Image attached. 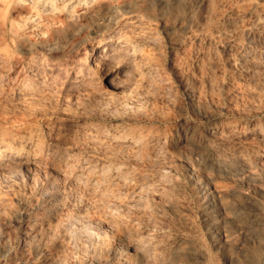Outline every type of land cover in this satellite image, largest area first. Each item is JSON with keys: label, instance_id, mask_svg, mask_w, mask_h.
Instances as JSON below:
<instances>
[{"label": "rangeland", "instance_id": "1", "mask_svg": "<svg viewBox=\"0 0 264 264\" xmlns=\"http://www.w3.org/2000/svg\"><path fill=\"white\" fill-rule=\"evenodd\" d=\"M100 1L97 11L73 19L59 14L60 0L54 13L39 8L41 27L23 35L16 34L20 15L0 11V264H163L168 246L203 234L190 164L181 157L186 150L173 138L186 126L264 125V44L249 38L245 60L233 63L238 52L225 38L200 33L215 29L216 15L236 0H214L199 11L196 36L177 48L166 30L177 18V0ZM125 35L143 50L134 62L145 80L134 74L133 59L102 58L104 42ZM86 61L96 73L93 85L81 81ZM204 113L218 116L211 121ZM30 135L39 141L35 155V145L20 142ZM115 137H142L144 152ZM262 151L258 143L242 149L234 166L255 171ZM59 155L102 176L100 189L59 171ZM213 184L233 188L225 179ZM172 204L186 210L188 223ZM122 229L137 238L152 233L159 256L134 260V249L119 239Z\"/></svg>", "mask_w": 264, "mask_h": 264}, {"label": "bare ground", "instance_id": "2", "mask_svg": "<svg viewBox=\"0 0 264 264\" xmlns=\"http://www.w3.org/2000/svg\"><path fill=\"white\" fill-rule=\"evenodd\" d=\"M57 1L2 0L0 11H14L20 15L23 24L17 27L16 34L23 35L33 33L41 27L37 19L39 8L49 6L54 13ZM131 1L134 6L142 2V0ZM212 1L214 0H177L178 5L176 10L174 9L177 18L173 23L168 24L166 29L176 48L184 43V39L196 36L199 26L197 13L209 7ZM221 2L223 3V0ZM60 5L62 8L59 14L73 19L75 16L97 11L102 7L103 2L100 0H60ZM232 5L231 10L219 11L220 13L216 15L219 25L215 29L202 28L200 33L210 41L225 38L227 41L225 44L238 52L232 62L240 63L245 60L244 53L251 50L248 44L249 38H257L260 43L264 44V0H236ZM77 7L79 9L75 12ZM104 43L105 47L102 50L106 54L102 55L103 59L114 61L119 56H122L121 59L131 58L133 61L130 60V65L136 77L141 81L148 77L141 65L134 62L136 57L143 54L135 38L125 35L119 37L118 41L108 38ZM115 43H118V46L113 47ZM261 46L264 47L260 44ZM260 47L259 49L263 48ZM259 49L253 50L258 51ZM80 72L82 83L93 85L96 73L87 61ZM55 75L57 79L62 76L61 74ZM198 110L200 113L207 112H202L201 107ZM209 114H205L207 119L211 121L217 119L218 113ZM233 126L235 125L229 122L209 123L202 129L186 126L173 138L174 144L186 150L181 157L190 164L186 173L200 201L203 234L197 235L193 227H190L189 230L196 234L195 240L184 238L173 246H168L163 264H218L217 258L221 259V264H264V161L259 159L260 161L255 165V171H250L245 165H243L244 168H239V165L235 167L232 159L233 155L255 143L264 148V125L257 123L240 128ZM115 141L120 144L126 143L136 148L137 152H144L142 137L129 140L115 137ZM20 142L22 146L29 143L35 145L36 149L29 152L30 155H35L39 145L36 135L24 137ZM5 147L11 149L12 146L10 143H5ZM262 154L261 156H264V151ZM59 156V161L54 160L59 171L70 172L76 180H85L90 190L100 189L99 185L103 182L101 175V178L95 176L89 166H74L64 156ZM16 158L22 159L20 154H17ZM114 176L119 180L125 178L120 173ZM216 178L230 181L233 183V188L215 186L213 182ZM252 185L258 187L251 189ZM170 210L182 221L188 223L185 209L172 204ZM49 233L54 235L56 232L50 228ZM204 238L209 241L211 251L205 249ZM119 239L126 241L134 249L133 259L141 263L159 256L157 253L160 244L152 233L146 237L137 238L130 230L122 229ZM147 244L149 248L146 247Z\"/></svg>", "mask_w": 264, "mask_h": 264}]
</instances>
